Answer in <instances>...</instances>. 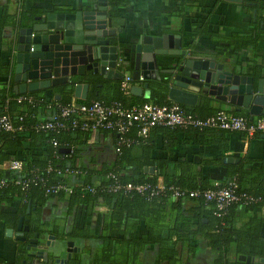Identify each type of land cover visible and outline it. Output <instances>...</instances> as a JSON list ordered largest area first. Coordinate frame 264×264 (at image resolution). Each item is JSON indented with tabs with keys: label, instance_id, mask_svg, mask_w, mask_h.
Instances as JSON below:
<instances>
[{
	"label": "trees",
	"instance_id": "trees-1",
	"mask_svg": "<svg viewBox=\"0 0 264 264\" xmlns=\"http://www.w3.org/2000/svg\"><path fill=\"white\" fill-rule=\"evenodd\" d=\"M119 3V0H108L110 9L107 14L110 18L117 16L113 7ZM32 14L36 13L19 17L17 27L23 26L27 16ZM258 37L251 32L224 36L225 50L240 51L255 44ZM258 69L256 67L254 71ZM10 73L11 68L8 72V67H0V74ZM159 76L158 80H147L149 96L143 98L120 90L119 80L88 74L83 78L89 86L87 97L77 101L116 102L122 108L145 102L176 104L184 113L198 120L223 109L248 120L244 109L227 110L223 106L213 108L207 100H202L196 105L200 106L195 108L174 103L166 96L167 75ZM71 96V84L23 93H15L10 86L0 89V116L5 115L14 128L13 131L0 128V164L11 159L19 160L22 169L11 179H30L27 188L21 190L19 184L12 183L10 178L0 172V177L8 181L6 186L0 188L3 195L16 194L20 198L30 199L38 207L34 209L36 212L31 211L30 214L36 216L42 206L50 204L49 207H58L55 203L62 201L65 214L75 213V217L74 221L67 224L66 230L57 235L58 238L89 239L98 243L83 264H141L140 254L148 245L156 246L154 264H182L181 253L184 249L190 252L195 249V236L205 240L206 248L211 253V264H264V236L261 233L264 216L248 217L240 225L235 224L236 208L242 207L253 212L264 207V158L255 160L234 155L236 162L223 160L230 155L227 153L230 150V135L240 132L211 126H153L146 137L140 140L134 128L126 133L131 140L128 146H117L115 139V158L110 164H103L99 169H87L76 163L79 150L75 145L85 142L84 137L90 130L66 128L37 131L33 128L34 124L55 114L56 105L69 103ZM18 97H21L19 101ZM69 120H65L66 123ZM17 127L20 129L15 130ZM52 140L56 142L55 146L51 144ZM60 148L69 151L59 152ZM208 149L215 151V154L211 157L203 155ZM47 166L51 170L46 171ZM145 167H153V172L144 171ZM205 168L209 171L223 168L222 178L217 182L225 184L228 180L234 181V193L238 196L245 194L252 201L241 203L238 200L227 205L218 215L212 201L187 197V191L212 187L209 176L204 173ZM65 170H76L77 173L71 175ZM110 175L121 186L127 183L147 184L153 188L160 184L184 194L172 196L165 189L150 194L152 188L142 193L124 189L112 191L108 189L114 180ZM55 185L67 186L69 191L60 189L54 192L52 188ZM96 204L106 208L100 214L98 232L89 222V218L96 214L93 210ZM77 214H81V220L76 219ZM13 217L11 215L10 219ZM66 264H82L79 254L69 258Z\"/></svg>",
	"mask_w": 264,
	"mask_h": 264
},
{
	"label": "crops",
	"instance_id": "crops-1",
	"mask_svg": "<svg viewBox=\"0 0 264 264\" xmlns=\"http://www.w3.org/2000/svg\"><path fill=\"white\" fill-rule=\"evenodd\" d=\"M119 1L120 3L113 7L117 11V16L110 18L111 21L108 18L107 25L115 30V35L111 39V44L116 46L118 55L115 70L122 73V75H130L129 71L134 60L135 44L142 37H155L163 34L172 35L165 42V46L173 47L176 41L179 40L180 48L185 49L186 55H213L216 62H223L226 70H229L233 63L237 65L240 73L248 74L251 69L256 67L264 69V37H262L264 35V0ZM94 5H96V0H0V67H8V72L11 68L10 74H0V89L7 86L12 89L16 84L13 73L14 61L12 59L16 53L13 44H15L14 34L18 28L16 23L19 17L24 18L32 12L36 13L32 16L45 15L51 12L91 11L93 13L97 12L93 11ZM106 8L108 11L110 9L109 5ZM27 19H29L28 16L25 21ZM245 32L259 35L255 44L237 52L225 50L226 40L223 38L224 36ZM140 53L142 52L140 51ZM159 58L162 59V62L158 68L161 70L167 69L169 67L168 61L172 57L160 56ZM162 74L168 75L162 72L159 73V75ZM83 76H77L76 78L80 79ZM142 82L143 80L138 81V79L131 81L129 87L132 85L141 86ZM133 96L143 97L141 94ZM54 97L56 98L57 95H54ZM71 99L83 100L73 96H71ZM211 105L213 108L223 106L224 109H232L226 104H221V102L213 101ZM199 106L194 105L192 107ZM84 138L85 142L75 145L79 150L76 157L78 165L87 169H99L103 164L108 165L114 160L115 134L101 129H94L88 131ZM228 145L230 150L227 153L230 155L226 157L235 159V156L238 155L239 157L246 156L255 160L264 158V133H256L251 137H245L240 133L231 134ZM214 154L215 151L211 149L203 153L208 157ZM0 172L10 179L18 174L17 171L6 169L3 164H0ZM204 173L209 176V183H213L222 178L224 169L216 168L209 171L205 168ZM55 204L58 207H49L50 204L42 206L38 210V217L36 214H30L31 211L36 212L34 209L38 208L31 203L30 199L20 198L16 194L9 196L6 193L3 195L0 192V264H42V260L38 259L36 262V257L28 254L25 244L16 238V221L19 216L21 217V230L27 227L29 223H34L36 226L44 228L41 230L43 234H51L54 237L51 239H55L56 246L51 247V249L48 248V253L43 250L44 258L49 260V263L46 264H56L51 255L55 254L59 258L65 257L64 252L67 246H64L57 235L66 230L67 224L74 221L75 213L66 215L62 201ZM93 210L96 211V214L94 213L89 218V222L94 230L98 232L100 214L105 212L106 208L103 205L96 204ZM11 215L16 217L15 220L14 217L10 219ZM236 215L235 224L240 225L248 217L264 216V207L253 212L242 207L236 208ZM80 217L81 214L76 215L77 220H81ZM8 229L11 230V233L7 232ZM52 231H56V233ZM261 233L264 236V224ZM43 234L40 237L42 247H44L42 243L45 237V234L44 236ZM194 240L195 249L192 252L186 249L182 251V264H211V253L206 248L205 240L200 236H195ZM68 241L72 253L79 254L82 264L87 262L98 244L97 241L89 239ZM155 252V245L146 246L140 254L141 264H154ZM34 259L35 261H33ZM160 264H165V262H160Z\"/></svg>",
	"mask_w": 264,
	"mask_h": 264
},
{
	"label": "water",
	"instance_id": "water-1",
	"mask_svg": "<svg viewBox=\"0 0 264 264\" xmlns=\"http://www.w3.org/2000/svg\"><path fill=\"white\" fill-rule=\"evenodd\" d=\"M107 6L108 0H96L93 11L97 12L93 13L51 12L28 16L25 25L18 27L14 34L16 53L12 61L16 84L12 87L13 91L23 93L71 84L72 96L84 100L88 83L76 77L84 75L85 70L107 80H120L123 75L115 70L118 55L116 46L111 44L115 30L107 25V19H110L106 13ZM171 37L166 34L145 36L135 44L130 79L136 81L141 77L143 82L141 86H130V94H141L147 98V80H158L162 72L168 74L166 96L172 102L188 107L202 100L221 102L235 110L244 109L248 120L253 116L264 115V69L259 68L256 72L251 69L248 74L240 73L233 63L226 70L223 62H216L213 55H186L185 49L180 48L179 40L173 47L165 46ZM160 56L172 57L165 70L158 68L162 62ZM58 151L66 153L69 149L60 148ZM223 160L229 163L237 161L231 157ZM144 171L152 173L153 167H145ZM20 228L19 216L15 232L17 239H23ZM7 232L11 233V230ZM36 239L37 234L34 241ZM66 245H70V242H66ZM25 248L28 254L36 257V262L38 258L42 259L43 250L35 251L28 245ZM65 252V259L55 254L51 258L55 263L64 262L70 257V249L66 248Z\"/></svg>",
	"mask_w": 264,
	"mask_h": 264
},
{
	"label": "built area",
	"instance_id": "built-area-1",
	"mask_svg": "<svg viewBox=\"0 0 264 264\" xmlns=\"http://www.w3.org/2000/svg\"><path fill=\"white\" fill-rule=\"evenodd\" d=\"M141 80V77H139L138 81ZM130 82V75L124 74L119 80L120 90L124 92L128 91ZM20 99L21 97H18L17 101ZM65 120H69V122L66 123ZM188 125L217 127L240 132L243 133L245 137H251L256 133H264V115L254 116L251 120H246L223 109H218L214 114L205 119L198 120L184 113L176 104L157 105L152 102H145L130 108H122L116 102L104 104L96 100L79 102L70 99L69 103L63 106L56 105L55 114L51 115L49 119L34 124L33 128L37 131L63 130L66 128H78L83 131L103 129L111 131L116 135L117 146H128L131 140L127 137L126 133L131 129L135 128L136 136L141 140L146 137L148 130L153 126L186 127ZM0 128L5 131H13L14 129L5 115L0 116ZM19 129L20 127H17L15 130ZM51 144L55 146L56 142L52 140ZM1 164L11 171L19 172L22 169L21 162L15 159L4 161ZM49 170H51V168L47 166L46 171ZM65 172L71 175L77 173L76 170H65ZM110 177L114 179L113 184L108 188L112 191L124 189L125 191L135 190L138 193H142V191L152 188L147 184L131 185L127 183L121 186L113 175H110ZM11 180L12 183L19 184L21 190H25L30 182L29 178ZM7 184L8 181L0 177V188ZM235 188L236 184L234 181L228 180L225 184L213 182L211 188L190 190L187 191L186 194L189 198H202L204 201H212L214 204V211L219 215V212L222 213V210H224L227 205L235 203L238 200H241V203L252 201V198L245 194H241L240 196L236 195L234 193ZM52 189L54 192L60 189L66 192L69 191V188L64 185H55ZM164 189L169 190L172 196L177 197L184 194L182 191L173 189L172 187L165 188L160 184L155 185V187L150 190V194L163 192L165 191ZM89 190L92 191V188Z\"/></svg>",
	"mask_w": 264,
	"mask_h": 264
},
{
	"label": "flooded vegetation",
	"instance_id": "flooded-vegetation-1",
	"mask_svg": "<svg viewBox=\"0 0 264 264\" xmlns=\"http://www.w3.org/2000/svg\"><path fill=\"white\" fill-rule=\"evenodd\" d=\"M86 72V71H85ZM89 74V71L88 72H86V73H84V76H86V75H88ZM84 76L83 77H81L80 78V81L81 82H85L84 80L85 79H83L84 78ZM16 223H17V221H16ZM17 225V224H16ZM44 228H41V227H39V226H36L34 223H29V225L27 226V229H23L22 228V230L20 229V231L22 232L21 234H22V236H23V239H19L20 241H22L24 244H25V247L28 245V246H30V249H33V250H35V251H39V250H44V252L45 253H48V248H50L51 249V247H53V246H56V243H54V242H56L55 241V239L53 240V239H51V238H48V239H46L47 237L46 236H51V237H53L51 234H45V237L42 239L43 240V246L44 247H42V245L40 244L41 243V238L40 237H42V231L41 230H43ZM16 232V231H15ZM35 234H37V239H36V241H34V238H35ZM44 234H43V236H44ZM54 238V237H53ZM51 240H53V241H51ZM61 240V239H60ZM62 242L64 243V246H67L66 245V242H68V240H66V239H64V240H62ZM35 244V246L33 247V245ZM66 248H69V245L66 247ZM65 248V249H66ZM39 249V250H38ZM70 249V248H69ZM66 252H64V254H65ZM43 256H42V264H46V263H49V260L48 259H46V258H44L45 256V254H42ZM75 255V253H72V250L70 249V257L69 258H71L72 256H74ZM44 258V259H43ZM68 258V259H69ZM79 258H80V256H79ZM38 259H40V258H38ZM61 259V258H60ZM63 259H65V257L63 258ZM68 259H66V260H64V262H59V263H56V264H66L67 263V260ZM33 261H35V259L33 260ZM262 261V260H261Z\"/></svg>",
	"mask_w": 264,
	"mask_h": 264
}]
</instances>
